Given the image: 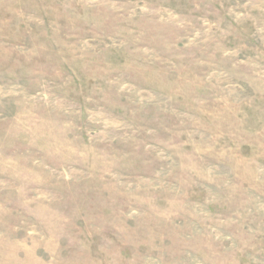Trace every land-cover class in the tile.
<instances>
[{"label":"rangeland","instance_id":"1","mask_svg":"<svg viewBox=\"0 0 264 264\" xmlns=\"http://www.w3.org/2000/svg\"><path fill=\"white\" fill-rule=\"evenodd\" d=\"M0 264H264V0H0Z\"/></svg>","mask_w":264,"mask_h":264}]
</instances>
